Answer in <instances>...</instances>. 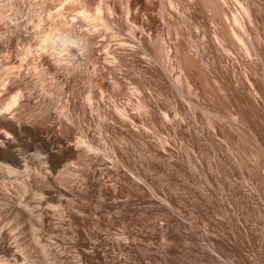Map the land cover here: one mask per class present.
<instances>
[{
    "label": "rangeland",
    "instance_id": "1",
    "mask_svg": "<svg viewBox=\"0 0 264 264\" xmlns=\"http://www.w3.org/2000/svg\"><path fill=\"white\" fill-rule=\"evenodd\" d=\"M254 1L0 0V106L4 78L26 74L70 114L71 139L82 132L103 140L132 181L117 191L130 206L106 212L97 192L79 195L84 165L70 160L75 191L47 206L56 223L46 240L60 264H84L73 242L80 226L58 212L66 202L105 220L85 229L133 243V256L120 252L133 264H264V0ZM98 82L93 110L82 98ZM51 101L17 111L30 119ZM113 104L127 122L114 117ZM18 143L35 154L32 137ZM16 177L2 178L12 186ZM8 215L0 204V232H9L19 257L0 254V264H41Z\"/></svg>",
    "mask_w": 264,
    "mask_h": 264
},
{
    "label": "bare ground",
    "instance_id": "2",
    "mask_svg": "<svg viewBox=\"0 0 264 264\" xmlns=\"http://www.w3.org/2000/svg\"><path fill=\"white\" fill-rule=\"evenodd\" d=\"M253 2L255 1L253 0ZM247 4L248 3H246V5ZM252 4L253 3H251V5ZM249 5L250 4H248V8H244V13L246 15H251L252 13V11L249 12ZM254 7L256 8L257 6L254 4ZM258 10L259 9L257 8V11ZM234 21L237 23L239 22L236 17H234ZM88 50L90 51V49ZM87 53L89 55L90 52ZM25 75L26 74H23L22 72H17L16 74L13 73L9 76L6 75L7 77L4 78L5 80H3L4 83L2 81L5 92L3 96L4 98L2 99L3 104L0 106V160L9 162L10 165L12 164L22 167V170L14 169V167L12 168L8 165L0 163V204L1 206H3L5 213L7 215L9 214L8 216L13 218L16 226L22 225V227L27 231L28 236L27 238L24 237L26 238L24 241L27 248L34 253V257L37 258L36 260L41 264H60V259L63 258L61 257L62 255L55 251L54 256V248L50 246L52 243L49 245L46 240V236L49 234L54 238V224L56 223H54V212L50 211L47 206L54 207V202L57 203L58 200H63L62 196L70 197L71 195H73V192L75 190L71 187V184L74 181V170H72V163L70 164V162L72 161L70 160H78L82 163V165H84L82 172L83 180L81 183L82 185L79 195L82 196V198H85L87 196L86 194H90L91 196L92 192L95 194L97 192L98 199L96 204L100 208L106 210V212L118 214L120 212H123L127 207L130 206L127 200L123 201L118 198L117 191L119 188L125 187L126 182L132 181L130 180L131 178H129L127 173L121 169L119 159H117L116 157L115 149L106 145L103 140L96 143L95 141L90 142L87 140L88 137H86L84 133L79 131V133L75 132V138L71 139V135H73L71 131H73L72 129L73 127H75V124L73 125L74 122H72L73 120L71 121V118L69 116L70 114L68 115V113L64 109V106L54 101L53 99H49L50 97H48L47 95L48 91L44 89V91L47 92L45 93L41 89L42 87L39 88L37 85V87L30 85ZM78 79L81 78L78 77ZM99 83L100 82L95 85L97 87L95 88L96 90L94 89L95 91L92 92L91 90L87 89L82 98L85 102H87L90 108H93V110L99 109L97 108L96 104L94 105V103L92 102L93 97L99 98L98 100L102 98V87L99 85ZM49 100L52 101L50 107L47 110H45L46 108L42 110L40 109V111L38 110V112L36 113H30L31 115H28L29 113L26 112L28 113L26 117L29 116L30 119H26L25 115L23 117L20 111H17L21 108L20 106L36 105V103L46 104L49 103ZM14 105H16L17 107H15ZM47 106H49V104ZM111 106V112H113L112 114H115V116H113L115 118L121 119V122L122 120H125L124 122H127L125 119L126 113L123 111V109L119 108L115 104ZM30 109H28V111ZM27 137H32L37 142L35 154L28 153L19 146L20 142L18 143V140H22ZM81 163H79V165H81ZM5 173H15L17 175L16 180L11 183L14 190L9 188V182L3 180L5 178L2 177ZM141 174H143L142 180H144V172ZM10 177H14V175H10ZM132 177L134 176L132 175ZM134 179H136V177H134ZM134 183L135 182H133V185ZM150 197H140L141 203L146 205L151 204L152 198ZM62 203H59V205H62ZM69 203L66 202V204H64V207H61L62 210L58 209V212L62 215L63 211L65 210L68 213V217L73 220L72 222H76L80 226H76L78 227L75 229L76 241L73 242H75L76 249H78L77 252H79L81 260H83L84 264H133L129 260V258H123L120 254V252H123L124 250L129 252L133 247V243L130 244L128 242H115V240L109 237L107 233H102L96 230H87V228L85 229V227H88L95 223H102L104 225L105 220H100V218L93 219L89 216L90 214L78 215L75 211H73V207L75 208L76 205L69 206ZM59 205H57V207ZM86 205V203L85 205H81L82 211L90 212L89 209H92V207ZM78 208L80 209L79 205ZM106 224L108 226L111 225H109V223ZM6 229L4 230L6 231ZM23 230L21 229V231ZM8 233L9 232H7V234ZM67 233L69 234V232ZM7 234L6 232H0V254H4L5 257L12 255L14 257H19V255L15 251L14 242L12 243L11 241H9ZM128 234H130V232ZM72 235H74V233H72ZM148 236H150L149 232L146 231L143 237L148 238ZM122 238H124L125 240V237ZM13 239L14 238H12V240ZM117 239H120V237H118ZM59 240L62 241L61 238ZM127 240L128 238L126 239V241ZM62 242V245L66 243L65 240H63ZM23 243L24 242H22V244ZM131 251L129 252V254L133 256V253L135 251H132V253ZM19 260L20 259H18V261Z\"/></svg>",
    "mask_w": 264,
    "mask_h": 264
}]
</instances>
